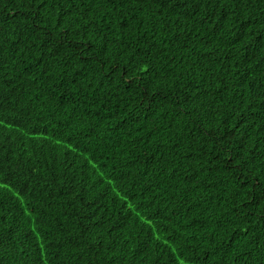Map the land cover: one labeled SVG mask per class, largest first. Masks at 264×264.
<instances>
[{"label":"trees","instance_id":"1","mask_svg":"<svg viewBox=\"0 0 264 264\" xmlns=\"http://www.w3.org/2000/svg\"><path fill=\"white\" fill-rule=\"evenodd\" d=\"M264 0H0V264H264Z\"/></svg>","mask_w":264,"mask_h":264},{"label":"snow or ice","instance_id":"2","mask_svg":"<svg viewBox=\"0 0 264 264\" xmlns=\"http://www.w3.org/2000/svg\"><path fill=\"white\" fill-rule=\"evenodd\" d=\"M261 194H262V197H264V189H262V193Z\"/></svg>","mask_w":264,"mask_h":264}]
</instances>
